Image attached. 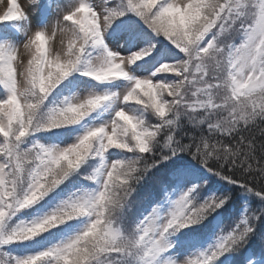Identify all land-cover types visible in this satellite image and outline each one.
<instances>
[{"label": "snow or ice", "instance_id": "snow-or-ice-1", "mask_svg": "<svg viewBox=\"0 0 264 264\" xmlns=\"http://www.w3.org/2000/svg\"><path fill=\"white\" fill-rule=\"evenodd\" d=\"M0 264H264V0H0Z\"/></svg>", "mask_w": 264, "mask_h": 264}, {"label": "rangeland", "instance_id": "rangeland-1", "mask_svg": "<svg viewBox=\"0 0 264 264\" xmlns=\"http://www.w3.org/2000/svg\"><path fill=\"white\" fill-rule=\"evenodd\" d=\"M20 3L24 4L25 3V0H20Z\"/></svg>", "mask_w": 264, "mask_h": 264}]
</instances>
